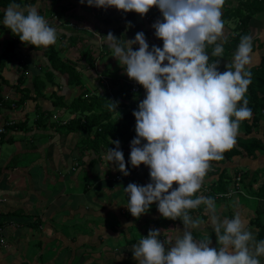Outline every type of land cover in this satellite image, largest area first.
Returning <instances> with one entry per match:
<instances>
[{
  "label": "crops",
  "instance_id": "1",
  "mask_svg": "<svg viewBox=\"0 0 264 264\" xmlns=\"http://www.w3.org/2000/svg\"><path fill=\"white\" fill-rule=\"evenodd\" d=\"M33 1L37 5L44 4L39 11L45 18H48L49 11L54 9V0ZM51 1L53 4L49 5ZM70 2L74 6L68 10L71 12L68 15L73 21L69 20L68 23L79 26L81 20L77 18L82 20L86 18L88 28H82V32L87 38H91L94 34L90 42L86 39L84 43L80 42L70 49L63 50L60 54L63 56L65 51L67 55L72 52L68 57L76 61L82 71L81 84H69L67 73L52 69L53 82L45 77L44 93L35 98L33 76L42 75V71L52 68L45 54L47 46H40L37 50L32 49L30 44L21 41L19 36L10 29L7 34L0 37V94L5 97V103L0 106V123L7 128L0 144V219L2 221L0 224L5 227L4 237L6 239L4 244L0 241V264H57V259L62 264L65 257L68 262L72 263L77 260V255H79L78 261L85 260L87 263L88 259H91L89 257L94 245H105L106 241L115 238L116 242L133 246L142 235L148 234L149 229L157 226L156 220L162 215L159 211L154 213L149 210L139 219H130L129 209H123V213H118L113 206L120 197L127 196L123 189L128 183L147 184L149 182V168L144 164L133 166L128 162L129 174L125 175L115 163L108 162L107 146L102 144L101 150L96 151L93 141L94 132L90 133L79 127L77 119L82 114L75 110L78 103L77 97L88 88L93 96L106 95L107 101H118V112L114 111L112 119L119 120L131 108V105L137 108L139 101L144 98L145 90L142 87L141 93L132 94L128 84V75L118 60L112 56L113 52L105 42V35L109 33L108 29L103 32L99 30L97 33L93 31L94 19L97 21L96 24L102 23L107 26L112 23H105L96 17L93 19L90 12L92 6L85 9L88 17H81L83 12H76V8H79V1L70 0ZM29 5H31V0ZM4 8L6 7L0 6L1 10ZM107 9L112 12L110 7ZM156 10L157 13L152 8L143 16L136 13L134 20H124L123 24L126 27H120L117 30L119 32H115L114 35L125 39L134 37L138 31H144L150 45H162V41L154 35L152 28L153 22L160 16L159 10L157 8ZM119 11L117 9V12ZM225 11L223 12L225 29L222 41L236 34L237 29L235 28L239 24L236 19H226ZM230 23L233 27H227ZM1 25L0 33L4 30ZM91 25L93 29H89ZM59 29H62L60 30L62 35L66 32L67 36H70L72 33L67 30V27L64 30L62 27L58 28V31ZM248 34L254 37L253 58L248 67L257 69L260 68L264 56V11L252 17ZM12 38L17 41L14 49L18 52L17 56H27L25 57L26 63L24 62L23 65H28L29 73H25V67L24 69L19 68L20 62L15 58L9 61L4 60L6 46ZM96 38L98 43L101 40L100 44H95ZM66 39L69 38L66 37ZM57 41H60L61 48L64 43L67 44L64 38ZM89 45H93V49L91 50L92 55H89L87 59L82 56V51ZM21 47L23 50H20ZM106 57L109 58L105 60ZM232 57L233 55L220 59L221 70H224V67L231 62ZM89 58L90 60L95 58L94 66L91 65ZM32 69L35 71L32 72ZM21 76L25 79L21 87L28 86L32 90L33 98L28 99L24 104L20 102L16 104L22 96L19 90ZM27 79L32 85L27 84ZM8 99L13 100L12 103ZM74 102L76 104H73ZM32 104L34 108H30ZM241 123L236 138L253 137L262 139L264 142V117L250 134H246ZM111 139L116 140L113 137ZM120 142L125 160L128 161L131 141L120 140ZM215 165L209 169L200 194L215 198L219 214L232 216L240 212L257 239H264V148L250 152L242 149V154ZM95 176L105 180L100 184L103 185V191L105 189L107 192L102 191L103 196L97 197L94 193L93 179ZM219 184L227 187L228 190L218 191ZM191 213L193 218L201 220L199 228L194 229L193 234L197 237H211L215 243V233L208 223L209 212L202 205L198 209L191 210ZM96 215L110 219L114 217L116 221L115 219L113 222L105 220L106 226L101 225L100 229L96 228V235L93 234L95 232L89 234L87 233L89 230L95 229L93 222L96 221ZM80 218L82 222L79 221ZM72 219L76 222L68 223ZM125 219L132 221L133 225L126 226ZM84 223L88 231L77 229ZM167 224L164 223L158 227L162 237L170 240L177 230L182 228V222L173 219L168 226ZM134 228H140L142 234L136 237V243L130 244L131 237L127 234L135 230ZM123 237L125 239L121 241ZM36 238H46L54 242L53 245H42ZM80 245H90L91 250L88 249L89 247L80 249ZM127 249L129 250V247ZM127 249L120 250L127 251L123 254L125 257L128 255ZM63 250L65 253H62ZM118 252L113 255L116 259L110 264L120 258L122 253ZM106 254L105 257L102 256V263L109 260Z\"/></svg>",
  "mask_w": 264,
  "mask_h": 264
},
{
  "label": "clouds",
  "instance_id": "2",
  "mask_svg": "<svg viewBox=\"0 0 264 264\" xmlns=\"http://www.w3.org/2000/svg\"><path fill=\"white\" fill-rule=\"evenodd\" d=\"M85 2L142 16L153 7L160 12L152 28L162 45H150L144 31L125 39L109 32L105 41L128 77L145 90L133 109L136 135L129 160L119 139L110 138L116 147L106 152L108 162L125 175L128 162L149 168L147 184L130 182L123 189L126 206L140 217L155 203L163 217L182 222L170 240L159 228L142 235L132 249L137 264H264V239H257L241 213L219 214L215 198L200 194L211 162L223 158L236 143L241 121L252 116L245 94L252 82L248 66L254 37L241 36L231 62L221 70V60L211 57L224 55L225 0H81ZM2 11V23L21 41L34 46L57 42L58 29L38 5L22 7L11 0ZM108 101L106 106L117 111L119 102ZM202 205L215 243L193 234L201 220L191 210Z\"/></svg>",
  "mask_w": 264,
  "mask_h": 264
},
{
  "label": "trees",
  "instance_id": "3",
  "mask_svg": "<svg viewBox=\"0 0 264 264\" xmlns=\"http://www.w3.org/2000/svg\"><path fill=\"white\" fill-rule=\"evenodd\" d=\"M16 2L19 3L22 7H24L25 4L24 0H16ZM10 3L11 0H0V6L2 7H7ZM225 3H228V6L225 9L226 11L224 10L225 18L237 19L239 24L235 28L237 29V33L223 41L224 55L222 57L212 56L211 59L213 60L221 59L226 56H232L236 50L237 45L240 42L241 36L248 34L250 20L252 19V17L255 16L258 12L264 11V0H225ZM73 6L74 4L69 1V4L64 5L63 7L60 8L52 9V11H49L48 13L49 23L51 25L54 26L53 16L56 15L62 21L63 24L65 23V25L62 26L63 27L66 26L68 28L67 30L72 32L70 36H67L66 32L63 33L62 35L63 38L66 37L69 38L71 44L67 45L66 43H64L61 49H58L56 47V43L47 46V48L45 49V54L48 57V60L52 68L45 69L44 71H42V75L36 74L35 76H33L34 77L33 85L36 95V97L34 96L35 98H37L40 95H43L44 93V89L46 87L45 77H48L47 79L50 82H53L54 72L52 69H57L62 73H67L69 84L71 85L81 84L82 71L78 67L76 61L63 59V57L60 55L63 50H66L67 48H71L72 46H76L80 42L84 43L85 40L88 39L87 36L80 29H78L79 26L74 24L70 25L68 23L71 17L70 15L67 14V11ZM90 12L92 14L91 16L93 17V19L94 17H96L99 20H102L108 24H111L113 22L112 12H110L108 9L92 6ZM3 15L4 13L0 9V18H3ZM123 17L125 20H134L136 18V12L135 11H129L127 13L124 12ZM94 22L97 21L94 19L92 23L94 24ZM93 26L95 29H98V31L100 30L98 24L95 23V25ZM54 27L57 28V26ZM118 32L119 31H116V33ZM93 35L94 34L91 35V38L93 37ZM16 43L17 41L13 40V38L8 43L7 49L4 52V56H5L4 60L6 59L9 61L11 59L16 58L18 54V52L14 50ZM30 48L37 50L40 49V46H34L30 44ZM92 49H93V45H89L84 51H82V56L88 59V56L92 55V51H91ZM20 50H23V48L21 47ZM208 51L211 56V51H212L211 45H209ZM89 61L91 65L94 66L95 58L91 60L89 58ZM261 63L262 64L260 65V68H257L256 70L251 69L252 82L248 86L247 92L245 94V98L248 100V106L251 107L253 110L250 120H248L247 118L241 121L242 122L241 124L245 126L244 129L246 134L252 133L254 127H257L261 122L262 118L264 117V56L262 58ZM24 67H25L24 71L26 72L28 70V65H25ZM23 76L20 77L21 80L19 85V90L20 92H22V96L20 100L16 102V104H18L19 102L24 104L28 99L33 98L31 95L32 90L28 86L21 87V85L25 82ZM8 100L10 103H12L13 101L11 99ZM77 100L78 103L77 106H75V110L80 111V113L82 114V116H80L77 119L79 123V127L86 129L90 133L94 132L95 137L93 141L96 151L101 150L102 144H104L107 147L116 146L115 144L110 143L111 137H113L114 139L125 140V141H129V140L131 141L135 137L136 121L133 115V109H135L136 107L131 105V108L128 111H126V113L124 114V116H122L121 119L113 120L112 117L114 115V110H110L106 106L108 104L106 95L93 96L92 91L86 88L77 97ZM4 103H5V97L0 94V106L1 104ZM73 104L76 103L74 102ZM70 122H72V120ZM262 148H264V142L262 139L253 138V137L250 138L239 137L236 138V143L230 149L224 152L223 158L221 160H213L211 163L212 165H215V164L223 163L226 159L231 160L234 156L238 154H242V149L250 152ZM217 190L225 192L228 190V188L219 184L217 186ZM150 210L154 211V213L158 212V208L155 203H153ZM128 217H130V219H139V217H135L131 213L128 214ZM172 220L173 219L166 218L161 215L156 220L157 226L154 228H159L158 226L164 223L165 224L168 223L167 224L168 226ZM0 223H2L1 219H0ZM137 238L136 237L131 238L129 241L130 244L136 243ZM64 259L66 262L67 258L65 257ZM92 264H103V263L102 261L98 262L93 260ZM112 264H127V263L119 262Z\"/></svg>",
  "mask_w": 264,
  "mask_h": 264
},
{
  "label": "rangeland",
  "instance_id": "4",
  "mask_svg": "<svg viewBox=\"0 0 264 264\" xmlns=\"http://www.w3.org/2000/svg\"><path fill=\"white\" fill-rule=\"evenodd\" d=\"M69 1L70 0H60V1H56V0H54V4H53V2L51 1V2H49V5H52L53 4V6H54V9H56V8H60V7H63L64 5H67V4H69ZM76 1H79L78 3H79V8H76V12H80V13H82L83 12V14H81V17H88V13L87 12H85L86 10L85 9H89L91 6L90 5H88L86 2L85 3H81V0H76ZM24 2H25V7L26 6H28L29 4H30V0H24ZM48 2V1H47ZM36 4L37 5V3H35L33 0H31V5L32 4ZM61 3H63V5H61ZM46 5H47V3H45ZM44 4L42 3V4H39L38 5V8H40L41 6H43ZM228 6V3H225L224 4V6H223V8H224V10L226 9V7ZM42 8V7H41ZM153 9H154V12L155 13H157V10H156V7H153ZM110 10L112 11V24L111 25H107V26H105V25H103L102 23H97V24H99L98 25V27H99V29H100V32H103V31H106L107 29V31L108 32H112L113 34H115V32L117 31V30H119L120 28L119 27H126L125 26V24H123L124 22V17H123V11L122 10H120L119 12H117V9L116 8H114V7H110ZM224 10H223V12H224ZM71 12L70 11H67V14H70ZM47 19H49V18H47ZM2 20H3V18H0V25L1 26H3L4 28V30H3V32H1L0 33V37H1V35H5V34H7V32H9L8 30H9V28H7V26L6 25H4L3 23H2ZM70 20H72V19H70ZM77 20H81L79 23V29L81 30V31H83L82 30V28H84L85 29V27H87L88 28V22L86 21V18H84V20H82V19H78L77 18ZM89 20V19H88ZM91 20V19H90ZM230 20H232V19H230ZM73 21V20H72ZM236 21L238 22V20L236 19ZM53 23L55 24L54 26H57V29L58 28H63V30H64V28H66V26L65 27H63L62 25H65V23L63 24L62 23V21L56 16V15H54L53 16ZM74 23V22H73ZM96 23V22H95ZM95 23L93 24V25H95ZM70 24V23H69ZM70 25H72V23L70 24ZM232 25V23H230L229 25H227V27L228 26H231ZM61 26V27H60ZM119 26V27H118ZM231 27H233V26H231ZM89 29H93L92 28V25L91 26H89ZM60 30H62V29H59V31H58V40H61V39H63V37H62V32L60 31ZM94 32H99L98 31V29H95L94 28V30H93ZM71 32V31H70ZM71 34V33H70ZM107 35V34H106ZM106 35H105V40H106ZM62 37V38H61ZM96 37V36H95ZM66 38H64V42L66 41L67 42V45H69V43H70V41H69V39H66ZM90 40H91V38L89 37L88 38V42H90ZM94 40H95V38H94ZM96 40H97V38H96ZM100 42H101V40L99 41V43H98V40H97V42L95 43L96 45L97 44H100ZM102 42H104L103 40H102ZM7 47V46H6ZM56 47L58 48V49H61V47H60V41H57L56 42ZM70 49V48H69ZM71 51V50H70ZM67 53V51H65V54H62L63 56V59H68V60H73L72 58H70V57H68L69 55H71V53L69 52V54L67 55L66 54ZM66 56V57H65ZM113 56V55H112ZM21 57V58H20ZM25 57H27V56H22V55H18L16 58H15V60L16 61H19L20 63H19V68H23L24 67V62L26 63V61H25ZM109 57H106L105 58V60H107ZM12 60V59H11ZM74 61V60H73ZM16 64V63H15ZM24 69V68H23ZM253 69H255L256 70V68H253ZM33 70L34 69H32V72H33ZM35 71V70H34ZM25 73H29V71L27 70ZM67 80V79H66ZM27 84L30 86V85H32L31 83H30V80H28L27 79ZM77 89H78V87H77ZM30 108H34V104H32V106H30ZM245 127V126H244ZM102 179V180H101ZM101 179H98L96 176H95V178L93 179V182H94V189H95V194L97 195V197H99V196H103L104 194L102 193V191H103V185H100V184H102L101 182H105V180L103 179V178H101ZM103 192H105V193H107L106 192V190L104 189V191ZM110 193H111V190L109 191ZM126 200H127V196L125 195L124 197H120V199L119 200H117V202H115V205H113L114 207H115V210L119 213V212H122L123 213V209H128L127 208V206L125 205L126 204ZM99 211H100V209L99 208H97ZM151 215H152V213H151ZM155 215V214H154ZM96 217L97 218H95L96 219V221H95V223L93 222V224L95 225V229L94 230H89L88 228V230L86 229V227H84V226H86L85 225V223H87V221H84L85 223L84 224H82V225H80L81 227L80 228H77V229H80V230H83V231H88L87 233H93V232H95V233H93V234H95L96 235V228H98V229H100L101 228V225H103V226H106L105 224V220H108V221H111V222H113V220L115 219L114 217H111V219L110 218H105V217H99V215H96ZM155 217V216H154ZM79 221L80 222H82L83 220H81V218L79 219ZM115 221H116V219H115ZM125 221L127 222V225L126 226H128V227H130L131 225H133V223H132V221H130V220H127V219H125ZM74 222H76L75 220L73 221V219L72 220H69V222L68 223H72V224H74ZM105 223V224H104ZM63 224V223H62ZM148 226V225H147ZM135 230H132V232L128 235L127 234V236H130L131 238H133V237H140V235L142 234L141 233V230H140V228L138 229V228H134ZM122 231V230H121ZM66 232V231H65ZM126 234V233H125ZM117 235V234H116ZM113 238H111V240L110 241H106V243H108V245L105 243V245H94V249H93V251H92V253L90 254L91 256L89 257V258H91L92 259V261L93 260H95V261H102L103 259H102V256L104 255V257H105V254H106V252H108L106 255H107V257L109 256V260L108 261H104V263L103 264H110L111 263V261L112 260H115L116 258L113 256V255H115V253H117V251H119L118 253H122L121 255H120V258H121V260L119 261V259L117 260V261H115L114 263H119V262H125V263H127V264H137V261H136V259L134 258V256H133V252H132V249H133V246H131V245H124V243L123 242H121V243H119V242H116V240H115V238L112 240ZM125 238L123 237L122 239H121V241L122 240H124ZM36 240H38L39 242H41V244L42 245H53V242H54V240L52 241V240H47L46 238H36ZM35 241V240H34ZM73 246H75V245H73ZM78 247H79V245H77ZM82 247H84V249H85V247H89L88 249H90L91 250V248H90V245H80V249L82 248ZM129 247V250L127 249ZM127 249L128 250V255H126V257L123 255V254H126V252L127 251H124V252H122V251H120L121 249ZM117 250V251H116ZM83 251H85V250H83ZM132 252V253H131ZM49 253H50V251H49ZM62 253H65V251L63 250L62 251ZM80 253V250L78 249V254ZM102 253V254H101ZM47 254H48V250H47ZM64 256H65V254H64ZM48 257H50V256H48ZM77 257V260H75V261H72V264H79L80 262H82V263H80V264H92V261H91V259L89 260L88 259V262L86 263L85 262V260H81L80 262L78 261V259H79V255H77L76 256ZM45 258V257H44ZM83 259V258H82ZM59 259H57V264H60L59 262H61L60 260L58 261ZM63 264H70V262H65V259L63 258Z\"/></svg>",
  "mask_w": 264,
  "mask_h": 264
},
{
  "label": "built area",
  "instance_id": "5",
  "mask_svg": "<svg viewBox=\"0 0 264 264\" xmlns=\"http://www.w3.org/2000/svg\"><path fill=\"white\" fill-rule=\"evenodd\" d=\"M47 19V18H46ZM49 21V19H47ZM128 84H129V87H130V90L132 93H135V94H139L141 93L142 91V85L138 84L137 82H135L134 80L130 79L128 77ZM7 132V128L4 124H1L0 123V144L4 138V135L5 133ZM238 180H240V177H238ZM222 195V194H221ZM5 231V227L0 224V241L1 243H5L6 242V239L4 237V232ZM262 261H264V258H262Z\"/></svg>",
  "mask_w": 264,
  "mask_h": 264
},
{
  "label": "bare ground",
  "instance_id": "6",
  "mask_svg": "<svg viewBox=\"0 0 264 264\" xmlns=\"http://www.w3.org/2000/svg\"><path fill=\"white\" fill-rule=\"evenodd\" d=\"M211 186V185H210ZM260 190V189H259ZM164 226V225H163Z\"/></svg>",
  "mask_w": 264,
  "mask_h": 264
}]
</instances>
